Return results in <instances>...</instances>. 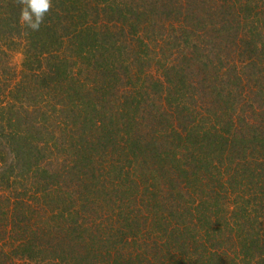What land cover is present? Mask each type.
Instances as JSON below:
<instances>
[{"label":"trees","instance_id":"16d2710c","mask_svg":"<svg viewBox=\"0 0 264 264\" xmlns=\"http://www.w3.org/2000/svg\"><path fill=\"white\" fill-rule=\"evenodd\" d=\"M52 4L0 0V264H264V0Z\"/></svg>","mask_w":264,"mask_h":264},{"label":"clouds","instance_id":"9594fccd","mask_svg":"<svg viewBox=\"0 0 264 264\" xmlns=\"http://www.w3.org/2000/svg\"><path fill=\"white\" fill-rule=\"evenodd\" d=\"M22 5L20 22L22 25L38 31L44 22L45 14L52 8V0H17Z\"/></svg>","mask_w":264,"mask_h":264},{"label":"rangeland","instance_id":"374dc122","mask_svg":"<svg viewBox=\"0 0 264 264\" xmlns=\"http://www.w3.org/2000/svg\"><path fill=\"white\" fill-rule=\"evenodd\" d=\"M14 62L17 64V65H20L21 66V62H22V54L21 53H16L14 55Z\"/></svg>","mask_w":264,"mask_h":264}]
</instances>
